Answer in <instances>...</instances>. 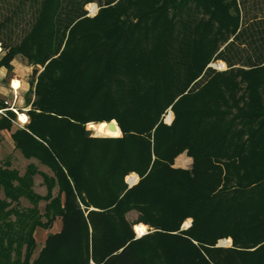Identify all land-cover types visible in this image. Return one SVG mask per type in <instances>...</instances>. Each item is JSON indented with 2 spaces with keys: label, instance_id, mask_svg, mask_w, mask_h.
I'll list each match as a JSON object with an SVG mask.
<instances>
[{
  "label": "trees",
  "instance_id": "obj_1",
  "mask_svg": "<svg viewBox=\"0 0 264 264\" xmlns=\"http://www.w3.org/2000/svg\"><path fill=\"white\" fill-rule=\"evenodd\" d=\"M34 1L0 66L40 67L11 139L50 173L1 163L0 264H264V53L241 63L237 0H96L92 17L95 0ZM183 152L191 166L174 167ZM138 223L153 230L135 237Z\"/></svg>",
  "mask_w": 264,
  "mask_h": 264
},
{
  "label": "rangeland",
  "instance_id": "obj_2",
  "mask_svg": "<svg viewBox=\"0 0 264 264\" xmlns=\"http://www.w3.org/2000/svg\"><path fill=\"white\" fill-rule=\"evenodd\" d=\"M38 2L39 1H34V0H0V42H2V44L0 43V49L1 48L3 49L4 45H12V44L17 43L22 38V36L28 31V29L30 28V25L35 20L37 10L39 7ZM91 3H93V5L91 6V10L93 11L94 9H96V11L94 10V12H95L94 15L97 13V10L99 9L98 2L96 0L89 2V3H86L83 6V9L86 10V15L90 16V17L94 16V15L91 16L92 13H90L88 11L89 8L87 5L91 4ZM237 5L239 8V12H240L239 28H241L244 31L240 42H243V44H245V45H240L241 53H242L241 63L247 64V62L250 59L251 60L254 59V57L258 51L257 48H259V50H262V52L264 53V42L263 43L260 42V40L258 38V36H262L263 40H264V0H237ZM262 44H263V46H262ZM218 61L224 62V61L219 60V59H215V60L212 59L208 63V66L211 67L212 69L217 70V71H225L229 68L226 62H224V64H225L224 68H222V69L215 68L212 65V63H215ZM241 65L242 64L237 63L234 66L237 67V66H241ZM31 68H35V66H31ZM36 68L38 69V71L36 73V76H37L38 73L40 72L39 71L40 67L37 66ZM243 68H247V67L243 66ZM31 97L33 98V95ZM28 108H26V109H28ZM18 110L19 109H17V111ZM23 111H25V108L20 109L21 113ZM168 111H171L170 108L167 109V112ZM166 113L163 116V121L165 123H167L165 121ZM171 113H172V111H171ZM172 119H173V113H172ZM172 119L167 124H170ZM16 120H17V122H20L17 115H16ZM89 123H94V122H89ZM101 123H103V122H101ZM104 123H106V122H104ZM87 125H88V123L86 124V129L91 133L92 136H99V135H97V129L100 126V123L98 125H96V124L93 125L92 128H90V129L87 127ZM107 132H108V130H107ZM108 134H109V132L107 133V135ZM120 135H121V132H120ZM120 135L118 133H116V134H110L109 136H120ZM0 139H1L0 142L2 145L1 150H0V157L2 158V161L5 160L6 156L7 157L9 156L11 158L12 167L18 169L20 171V173H22L24 171L26 164L29 162L35 163L40 171L50 173L49 169L47 167L39 164L37 162V160H35V159L26 160L20 155V153L18 151H14L13 147H12V143H11L9 136L6 132L4 135H1ZM34 190L40 194H44L46 191L45 186L42 184V178L40 175H36L34 178ZM23 204L27 205V202L23 201ZM43 205H44V202H40V204H39L40 209L43 208ZM136 213H137L136 211H131V212L127 213L126 214L127 219L129 221L135 220V217L137 215ZM187 219H189V224L187 227H184L183 225ZM187 219L184 220V222L182 223L181 229H186L190 226L191 218H187ZM138 224L142 225V223H138ZM138 224H134L132 226L135 237L141 236V235L138 236L137 230L135 229L139 226ZM145 226L147 228L146 233L148 231L153 230V228L148 227L147 225H145ZM59 228H61V221L59 219H56V221L53 224V228H51L50 230L55 231ZM46 232L47 231H44L42 229H37V232L35 233V237H36L38 246L36 248L34 256L37 254V251L39 250L40 246L42 245ZM224 239H229L230 245H231V239L230 238H224Z\"/></svg>",
  "mask_w": 264,
  "mask_h": 264
},
{
  "label": "crops",
  "instance_id": "obj_3",
  "mask_svg": "<svg viewBox=\"0 0 264 264\" xmlns=\"http://www.w3.org/2000/svg\"><path fill=\"white\" fill-rule=\"evenodd\" d=\"M4 53H5V48L3 47V49L2 48L0 49V58L3 56ZM11 65H12L11 71H8L4 66H0V109H4L0 112V117L2 115L5 116L6 110L9 109V106L7 108L1 107V106H3V105H1L2 101L8 100L9 104L13 103V106L16 107V109H19L18 111L16 110V112H17L16 115L18 116V119L21 122H23L24 113L27 110L26 108H28V105L25 102V95H26V93L30 87L29 81L31 79H34L36 76L34 78L32 77V75H31V71H32L31 66L32 65L26 64L25 60L21 56L15 57L11 61ZM24 108H25V111H23L21 113L20 109H24ZM27 122H28V119H27ZM26 123L22 124L20 122H17V120H12V126L10 129H0V138H1V135H4L6 132L9 136L11 143H12L13 150L18 151L19 153H20V151L14 148V143H13V140L11 139V133L14 130H16L17 128H22ZM1 146L2 145L0 142V150H1ZM20 155H21V153H20ZM6 158H9L11 161V158L9 156L8 157L6 156L5 159ZM3 161H2V158L0 157V165ZM191 162H192L191 157H189L185 152H183V153H180L179 155H177L175 157L173 166L174 167H181V168H189L191 166ZM131 211H135V210H131ZM131 211H129V212H131ZM51 228H53V226ZM50 229L44 230V231H47L46 234L48 232H57V231H59L60 228L55 230V231L54 230L51 231ZM46 234H45V236H46Z\"/></svg>",
  "mask_w": 264,
  "mask_h": 264
},
{
  "label": "built area",
  "instance_id": "obj_4",
  "mask_svg": "<svg viewBox=\"0 0 264 264\" xmlns=\"http://www.w3.org/2000/svg\"><path fill=\"white\" fill-rule=\"evenodd\" d=\"M94 10L96 11V9H94ZM94 10L92 11V10H90V8L88 9V11H89L90 13H92L91 16L94 15V13H95ZM88 15H89V14H88ZM15 89H16V88H15ZM13 99H14V98H13ZM3 103H4L5 105L9 106V109H11V110L14 111L15 113H17V112H16L17 109H16V107L13 106V103H12V104H9L8 100H4ZM2 110H4V109H0V112H1ZM19 121H20V120H19ZM20 122H21V121H20ZM26 122H27V121H26ZM26 122H21V123L24 124V123H26ZM124 180H125V183H126L127 187L130 188V187L134 186V185L138 182V180H139V176H138L136 173L131 172V173H129V174H127V175L125 176ZM229 245H230V244H228L227 242H225V239H224V238L219 239V240H218V243H217V246H229Z\"/></svg>",
  "mask_w": 264,
  "mask_h": 264
},
{
  "label": "bare ground",
  "instance_id": "obj_5",
  "mask_svg": "<svg viewBox=\"0 0 264 264\" xmlns=\"http://www.w3.org/2000/svg\"><path fill=\"white\" fill-rule=\"evenodd\" d=\"M106 123H107V122H106ZM106 128H107V130H108V132H109L110 134H116L117 131H118V127H117V126L115 127V129H110V128L108 127V123L106 124ZM141 229H142V231H141ZM136 230H137L138 235H142V234H144V233L146 232L147 228H146V226H144V225H139V226L136 228Z\"/></svg>",
  "mask_w": 264,
  "mask_h": 264
},
{
  "label": "water",
  "instance_id": "obj_6",
  "mask_svg": "<svg viewBox=\"0 0 264 264\" xmlns=\"http://www.w3.org/2000/svg\"><path fill=\"white\" fill-rule=\"evenodd\" d=\"M37 71H38V69L36 67L32 68L31 75H32L33 78L36 76ZM107 123H108V127L110 129H115L116 126L118 127V125H117L115 120H111V121H109ZM138 236H140V235H138Z\"/></svg>",
  "mask_w": 264,
  "mask_h": 264
},
{
  "label": "snow or ice",
  "instance_id": "obj_7",
  "mask_svg": "<svg viewBox=\"0 0 264 264\" xmlns=\"http://www.w3.org/2000/svg\"><path fill=\"white\" fill-rule=\"evenodd\" d=\"M141 231H142V229H141Z\"/></svg>",
  "mask_w": 264,
  "mask_h": 264
}]
</instances>
